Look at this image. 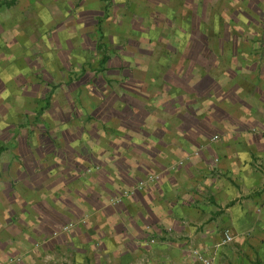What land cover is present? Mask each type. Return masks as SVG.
<instances>
[{
	"label": "crops",
	"instance_id": "0c3cea01",
	"mask_svg": "<svg viewBox=\"0 0 264 264\" xmlns=\"http://www.w3.org/2000/svg\"><path fill=\"white\" fill-rule=\"evenodd\" d=\"M133 7L0 0V264H202L193 250L211 264H264V17L197 15L185 34L178 8L166 38L138 36L157 48L97 44L95 65L57 66L53 27L72 9H92L102 38L104 21L139 22ZM43 65L60 83L40 101ZM67 67L83 77L65 87ZM25 99L35 113L19 112ZM148 176L158 178L121 195Z\"/></svg>",
	"mask_w": 264,
	"mask_h": 264
},
{
	"label": "rangeland",
	"instance_id": "374dc122",
	"mask_svg": "<svg viewBox=\"0 0 264 264\" xmlns=\"http://www.w3.org/2000/svg\"><path fill=\"white\" fill-rule=\"evenodd\" d=\"M133 1L136 2V7H133L132 10L130 9V12L139 14L138 19L141 18L139 22L137 21L134 24L132 23L133 25H128V27L127 25L122 26V27H116V26H111L110 24H107L108 21H104L103 22L104 24L101 25L100 27L101 32L103 33L102 38L99 36V33L97 32L96 27L94 26V23L90 22V19H89L92 9L93 10L95 9L94 5L93 6L90 5L89 7L92 9L85 11L83 14L79 13L78 9H74V10L72 9V11H70V13L68 14L69 17L67 16V18H63L60 20L61 23L63 22L60 26L53 27L56 30L57 29L60 30V33L56 32V35H60V36L64 35L63 37L65 41L64 40L56 41V42L53 41L51 43V47L52 48H56L58 46L67 47V48L61 47L60 49L56 48L57 50H60L59 57H58L59 59L57 60V66L60 64V62L63 66L71 65L77 68H79L80 64H83V62H86V64H88V66L90 67L95 65V61L99 60L102 57V51L101 49H98L96 47L97 44L104 46V48L107 50H110L113 47L115 49L117 48L121 49V48L127 47L132 52L144 50V47H146V45L148 46L147 48H152L153 45L155 48H157L156 46L157 44H155L154 42H151V44L148 45V43L144 41L145 38L144 39L140 38L139 40L138 36H140V34H143L145 32L144 34L148 36L153 37L155 35V37L159 38L163 35V38H166L165 36L167 35V33H173L171 31L166 32V29L171 28V23L170 22L168 23L166 19L167 18L170 19V17L173 15V14L171 15L169 11L173 10V12H175V10L178 8H181L183 10V11H179L178 16H177L179 20L177 21V23H179L180 26L176 28L175 26H173V28L176 29L177 33L184 32L185 34L196 33L197 23H198L197 15L200 16V19H204V17H213L216 15V12L223 14V15L231 16L233 18L234 17L237 18L240 16L247 17V18L254 17V16H257L258 18L264 17L263 11H259V10L257 11V9L261 8V6L264 4V0L263 2L262 0H145L149 3V4H146V6L150 5L149 9H146V11H144L143 9L144 7V5H142L143 0H140V1L133 0ZM252 4H259L260 6L259 7L255 5L252 6ZM243 5L245 8L249 6V7H252V9H249L247 12H245ZM126 8L129 10L128 6H126ZM143 13L146 16L141 17ZM242 19L244 20V18ZM199 27L203 29L201 22H200ZM205 27L206 26H204V28ZM159 29H161V32L159 31ZM92 32L94 33V36L89 35ZM123 34L125 35L128 34L130 36L129 42L118 40L119 38L118 36H121ZM74 36L75 38H73ZM69 39H72V40H69ZM83 52L87 53L86 54L87 57L83 54ZM88 56L90 57V59H88ZM27 59L28 58H24L22 56L19 57V61L23 60L25 62L26 60L25 63L28 64L27 67L29 69L31 68L33 70L35 66L41 67L40 62L36 60V57L34 58L36 60L34 64L30 62V59L29 60ZM22 65L24 67L26 66L23 64V62H22ZM111 65H113V63H111ZM19 66L21 67V65ZM50 70H51L50 73L49 72L46 73L47 72L46 67L43 65V69H40V71H38L40 73H39V76L37 77V80L39 81L37 94L39 95L38 100L40 101L49 91H51L55 87V85H57V83H60V80L56 79L57 77H55L53 74V68H51ZM64 73H65L64 79L61 82L64 84L65 87H67L68 85L79 83L83 77V76H80L79 73L74 70V68L71 69L67 67L65 68ZM88 76L93 77V76H96V74L92 72ZM105 76L108 77V80H112V78H110L112 76L111 74L106 73ZM19 77H21L20 74H19ZM27 77H29V74L24 75V79H27ZM60 89L61 88L59 87L57 90H60ZM104 95L105 97H109V98L112 97L111 94L104 93ZM1 96L2 95L0 93V113H4L6 111V105H4V102L1 100ZM41 107H42L41 111H39L40 117L43 114V111H42L43 106L41 105ZM32 108L34 109L33 111L35 113L36 112L35 110L38 108V106L34 105ZM32 108H31L30 100H26L25 104L19 105V112H24L26 111V109H29L31 113ZM26 118L28 117H23L24 125L26 122H29L28 120H26ZM30 124L33 125L32 121H30ZM28 129L30 132V128ZM7 133H8L7 129L0 128L1 144L4 142V140L7 139L8 137ZM192 254L197 260L198 258L196 257V255L197 254L202 255L201 253L195 250L192 251ZM263 254H264V250H263ZM263 259H264V255H263Z\"/></svg>",
	"mask_w": 264,
	"mask_h": 264
},
{
	"label": "built area",
	"instance_id": "2783aa9c",
	"mask_svg": "<svg viewBox=\"0 0 264 264\" xmlns=\"http://www.w3.org/2000/svg\"><path fill=\"white\" fill-rule=\"evenodd\" d=\"M157 178H158L157 176H148L145 180L140 181L139 183H137V185H136L135 187L129 189L128 191H124V192L122 193V195H123L124 197H126V196H130V195H133L137 190H141V189H143V188H146L148 185H152V184L157 180ZM119 201H120V199H117V200L113 201V204H115V203H117V202H119ZM83 223H84V222H83ZM72 227H73L72 224H68V225L64 226V227L62 228L61 231H62L63 233H66V232H68ZM231 239H232L231 236H229L228 234H225V235H224L223 242H224V243H227V242H229ZM196 257H197L198 260H199L200 262H202L203 264H211L210 260L207 259V258H205V257H203L202 255H198V254H197ZM16 260L18 261V259H16Z\"/></svg>",
	"mask_w": 264,
	"mask_h": 264
},
{
	"label": "trees",
	"instance_id": "16d2710c",
	"mask_svg": "<svg viewBox=\"0 0 264 264\" xmlns=\"http://www.w3.org/2000/svg\"><path fill=\"white\" fill-rule=\"evenodd\" d=\"M106 60V59H105ZM105 62V61H104Z\"/></svg>",
	"mask_w": 264,
	"mask_h": 264
}]
</instances>
